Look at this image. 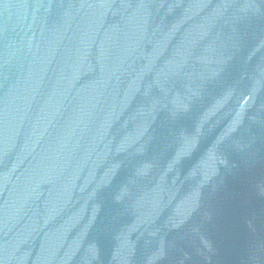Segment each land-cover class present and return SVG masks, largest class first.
Masks as SVG:
<instances>
[{"label": "water", "instance_id": "obj_1", "mask_svg": "<svg viewBox=\"0 0 264 264\" xmlns=\"http://www.w3.org/2000/svg\"><path fill=\"white\" fill-rule=\"evenodd\" d=\"M0 264H264V0H0Z\"/></svg>", "mask_w": 264, "mask_h": 264}]
</instances>
